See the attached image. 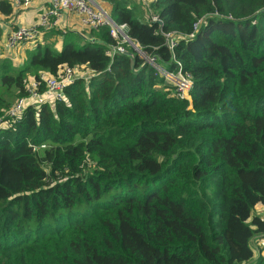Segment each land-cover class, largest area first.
I'll list each match as a JSON object with an SVG mask.
<instances>
[{
	"label": "trees",
	"instance_id": "obj_1",
	"mask_svg": "<svg viewBox=\"0 0 264 264\" xmlns=\"http://www.w3.org/2000/svg\"><path fill=\"white\" fill-rule=\"evenodd\" d=\"M106 1L143 51L191 73L190 99L129 42L110 56L106 25L45 29L21 64L0 58V116L41 71L91 72L0 127V264H264V0Z\"/></svg>",
	"mask_w": 264,
	"mask_h": 264
},
{
	"label": "built area",
	"instance_id": "obj_2",
	"mask_svg": "<svg viewBox=\"0 0 264 264\" xmlns=\"http://www.w3.org/2000/svg\"><path fill=\"white\" fill-rule=\"evenodd\" d=\"M12 6L28 9L34 3L39 2L36 11L35 20L26 24H12L6 39V46L10 49L20 44L33 41L45 29L54 28L59 25L61 15L70 10L79 15V21L84 28H97L103 25L108 26L110 34L116 39L108 53L113 56L116 52H125L124 42H129L126 34V23H116L102 7L96 4L94 0H11ZM150 18L155 21H161L156 13L150 12ZM199 21L194 23V31L198 28ZM194 31L188 35L192 36ZM165 37V45L170 51H174L177 44L179 33L174 29L162 31ZM131 44V43H130ZM137 45V44H136ZM131 46L136 48L135 45ZM138 46V45H137ZM139 47V46H138ZM139 49H141L139 47ZM138 53L143 56L165 80L172 83L175 87L176 95L179 98L190 97V88L192 86V75L189 71L183 70L181 66L172 69L157 62L154 56L148 55L145 51L139 50ZM84 75L85 78L91 74L79 71V69L64 65L60 68L57 75H52L46 71H41L39 78H30L27 84V94L18 97L10 107L0 116V127L8 126L11 121H16L26 105L34 106L37 109L42 103H53L58 99L64 98L65 87L77 76ZM44 83L42 89L39 88ZM43 146V144L41 145ZM264 250V240L262 241Z\"/></svg>",
	"mask_w": 264,
	"mask_h": 264
},
{
	"label": "crops",
	"instance_id": "obj_3",
	"mask_svg": "<svg viewBox=\"0 0 264 264\" xmlns=\"http://www.w3.org/2000/svg\"><path fill=\"white\" fill-rule=\"evenodd\" d=\"M97 5L102 7L107 13H109L110 10V4L106 0H94ZM133 2V0H131ZM136 2V1H135ZM39 2L34 3L31 7L28 9H24L21 7H14L12 6V13L9 15H1L0 14V58L3 57H9L14 61V57L23 56L24 50L31 46L33 42L25 44L17 45L16 47L9 48L6 46V39L7 34L9 30L12 28V24H26L30 23L35 20L36 11L39 7ZM79 15L73 11H66L64 12L59 20V25L54 28H63L68 30H76L79 32L87 31L88 28L82 27L79 21ZM12 25V26H11ZM51 29V28H50ZM42 33L40 34V36ZM25 55V54H24ZM25 58V57H24ZM23 58V60H24ZM15 63V62H14ZM255 208H258L260 216L264 217V207L257 205ZM264 240V233L257 235L255 238H253V247H254V253L253 256H256L258 253L264 255V250L262 247V241Z\"/></svg>",
	"mask_w": 264,
	"mask_h": 264
},
{
	"label": "rangeland",
	"instance_id": "obj_4",
	"mask_svg": "<svg viewBox=\"0 0 264 264\" xmlns=\"http://www.w3.org/2000/svg\"><path fill=\"white\" fill-rule=\"evenodd\" d=\"M143 2V3H142ZM142 4H144L145 6H146V3H147V0H142ZM130 5H138L140 8H141V5H140V3L139 2H135V1H133V2H130ZM138 7V8H139ZM146 8H147V6H146ZM150 11H151V9H149ZM148 12V10L147 9H145L144 7L140 10V12H142V14H146V12ZM143 18V20H147V14L145 15V16H143L142 17ZM36 42V40L32 43V45L34 44ZM31 45V46H32ZM23 58H24V54H23V56H20V60H19V57H14L13 59H14V61L13 62H15V64H21L22 63V61H23ZM79 71H83V72H85L86 71V73H90L91 74V72L90 71H88V69H84V70H82V69H80ZM167 82H169V81H167ZM166 82V83H167ZM189 99H190V97H189ZM16 99H14V100H12V102L11 103H13L14 101H15ZM83 210H84V208H80V209H78V210H75L74 211V214H80V213H82L83 212ZM253 212L255 213V214H258V215H261L260 213H259V210H258V208H254L253 209ZM254 246V245H253Z\"/></svg>",
	"mask_w": 264,
	"mask_h": 264
},
{
	"label": "water",
	"instance_id": "obj_5",
	"mask_svg": "<svg viewBox=\"0 0 264 264\" xmlns=\"http://www.w3.org/2000/svg\"><path fill=\"white\" fill-rule=\"evenodd\" d=\"M129 40H130V43L132 44V45H135L136 46V50L137 51H139V50H142V49H139V47L136 45V43L131 39V38H129Z\"/></svg>",
	"mask_w": 264,
	"mask_h": 264
}]
</instances>
